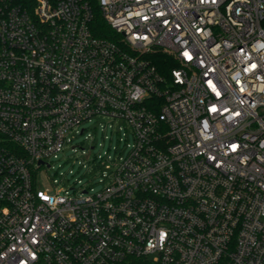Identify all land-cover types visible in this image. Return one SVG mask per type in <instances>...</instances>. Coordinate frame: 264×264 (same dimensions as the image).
Returning <instances> with one entry per match:
<instances>
[{
	"label": "built area",
	"instance_id": "2783aa9c",
	"mask_svg": "<svg viewBox=\"0 0 264 264\" xmlns=\"http://www.w3.org/2000/svg\"><path fill=\"white\" fill-rule=\"evenodd\" d=\"M0 264H264V0H0Z\"/></svg>",
	"mask_w": 264,
	"mask_h": 264
},
{
	"label": "rangeland",
	"instance_id": "374dc122",
	"mask_svg": "<svg viewBox=\"0 0 264 264\" xmlns=\"http://www.w3.org/2000/svg\"><path fill=\"white\" fill-rule=\"evenodd\" d=\"M97 122L85 125L82 128L85 127H91L92 129L89 130V132H94L93 128L95 126H98V123H105L109 124V121L105 118H100L96 120ZM119 125V124H118ZM88 134V131L84 135H75L72 138V142L65 148L64 152L60 156V160L55 163V169L58 168L59 164H61V168H58V171H62L67 173V179L66 184L63 185L62 189L64 188H71L74 185L77 186L76 188H79L78 182L76 179H80L82 183H88L87 181L90 180V184H96L98 181L100 174L98 171L94 170V166H92V163L83 155H77L78 157H72V147L77 146L78 150L82 152V148L84 151H87L86 154H89L91 151V156L94 157L97 154L103 153L104 150H108L110 154L114 157L116 156V153L121 151V152H126L127 151V146L124 145L123 143H119L116 139L115 136H112L111 133H108L107 135L111 136V141L106 140L103 141V138L100 134V132L97 134V142L94 143L92 140H86L85 136ZM131 142V140H129ZM103 142L104 143V149L103 147L99 146V143ZM95 146V149L92 150V147ZM110 148V149H108ZM117 148V151L115 150ZM79 161H81V164H87L88 169H79ZM73 170L76 174L74 176L69 175V172ZM56 170H50L46 171L45 169H42L38 173V179L37 183L40 188H47L51 184V179L55 177H59V175H55ZM98 175V176H97ZM98 186V185H97Z\"/></svg>",
	"mask_w": 264,
	"mask_h": 264
},
{
	"label": "trees",
	"instance_id": "16d2710c",
	"mask_svg": "<svg viewBox=\"0 0 264 264\" xmlns=\"http://www.w3.org/2000/svg\"><path fill=\"white\" fill-rule=\"evenodd\" d=\"M92 4L96 7V0H92ZM97 19H98V26L96 27V31L98 32V34H100V32H101V30L102 29H106V25H104V23L102 22V20H101V17H100V13H97ZM161 58V60L162 59H167L168 60V58L166 57V56H164V55H162V56H160ZM161 62V61H160ZM161 66V65H160ZM175 65L173 64V63H169V64H167V66H161L160 68L163 70H168V68L170 69V68H172V67H174Z\"/></svg>",
	"mask_w": 264,
	"mask_h": 264
}]
</instances>
